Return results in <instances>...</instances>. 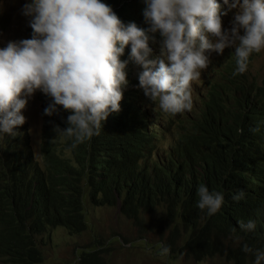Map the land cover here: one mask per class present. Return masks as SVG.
I'll use <instances>...</instances> for the list:
<instances>
[{"label": "clouds", "instance_id": "1", "mask_svg": "<svg viewBox=\"0 0 264 264\" xmlns=\"http://www.w3.org/2000/svg\"><path fill=\"white\" fill-rule=\"evenodd\" d=\"M143 3L137 19L125 23L105 0L23 2L19 14L30 37L0 36V138L7 136L6 147L16 144L6 159L45 166L52 130L75 147L102 126L118 131L116 120L128 114L120 135L131 140V154L146 153L156 166L166 156H187V142L214 148L219 142L214 158L232 155L229 182L211 190L210 170L190 160L201 169L191 178L202 213L230 212L234 200L251 198L264 184V0ZM58 106L68 112L52 115ZM233 108L237 116L227 114ZM123 198L116 205L144 237L148 227L142 233L126 216ZM86 205L88 214L87 199ZM155 213L161 210L140 217L147 224ZM239 228L254 230L256 222L241 221ZM242 251L252 264H264V247L244 243Z\"/></svg>", "mask_w": 264, "mask_h": 264}, {"label": "trees", "instance_id": "2", "mask_svg": "<svg viewBox=\"0 0 264 264\" xmlns=\"http://www.w3.org/2000/svg\"><path fill=\"white\" fill-rule=\"evenodd\" d=\"M105 2L125 23L137 19L144 4L143 0ZM58 108L52 115L68 112ZM227 114L237 116L238 112L233 108ZM131 120L130 115H124L116 120L118 131L102 126L99 135L75 147L72 138L52 130L45 150L48 159L38 168L26 167L18 157L6 159V149L16 144L6 147L7 136L0 138V264H43L42 238L53 228L64 226L69 233L79 235L91 226L86 219V199L88 207L116 206L122 195L123 212L142 233L147 230L142 212L160 209L161 214L153 217L160 221L171 218L169 235H165L161 222L163 229L158 231L171 251L177 252L182 243L180 249L197 261L227 255L235 264H252V255L242 251V245L264 247V184L251 198L234 200L230 212L220 209L212 215L202 213L196 204L198 185L191 178L201 169L191 161L210 170L207 186L220 191L229 182L232 155L215 159L219 142L216 148L187 142V156L183 152L173 158L166 156L153 165L148 154H131V140L120 135ZM139 134L137 128L135 135ZM26 144L30 145L29 141ZM259 166L260 162L254 164V168ZM249 219L256 222V228L240 229L239 222ZM100 252L84 249L77 257L79 264H107L104 249L102 255Z\"/></svg>", "mask_w": 264, "mask_h": 264}, {"label": "rangeland", "instance_id": "3", "mask_svg": "<svg viewBox=\"0 0 264 264\" xmlns=\"http://www.w3.org/2000/svg\"><path fill=\"white\" fill-rule=\"evenodd\" d=\"M24 1L0 0V36L3 39H12L20 33L22 38L30 37L25 17L19 14ZM260 59L257 58L256 62ZM220 62L224 64L226 59L215 61L208 73L216 72ZM259 65L260 62L257 67ZM35 128V139L39 140L42 123H37ZM88 214L86 210V219L91 226L84 233L70 234L64 226H57L51 231V237L46 235L42 238L43 264H79L77 257L84 248L98 252L104 249L107 264H235L228 261L227 255L197 261L180 249L182 243H179L177 252L171 251L165 241L161 242L158 234L159 229H163L162 225L165 235H169L168 222L172 223L171 218L164 217L162 221L159 218L149 219L146 224L148 230L144 232V237H140L137 227L134 228L124 218L118 205L89 206Z\"/></svg>", "mask_w": 264, "mask_h": 264}]
</instances>
